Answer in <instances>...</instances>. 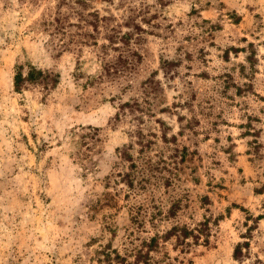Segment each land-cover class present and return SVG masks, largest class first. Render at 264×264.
Masks as SVG:
<instances>
[{
  "label": "rangeland",
  "instance_id": "rangeland-1",
  "mask_svg": "<svg viewBox=\"0 0 264 264\" xmlns=\"http://www.w3.org/2000/svg\"><path fill=\"white\" fill-rule=\"evenodd\" d=\"M91 3L98 31L49 25L56 0H0V264H105L106 244L127 253L206 220L208 245L170 241L153 263H264V0ZM29 62L57 84L18 92ZM133 100L146 112L121 109Z\"/></svg>",
  "mask_w": 264,
  "mask_h": 264
},
{
  "label": "trees",
  "instance_id": "trees-1",
  "mask_svg": "<svg viewBox=\"0 0 264 264\" xmlns=\"http://www.w3.org/2000/svg\"><path fill=\"white\" fill-rule=\"evenodd\" d=\"M92 0H56V4L54 8H56L57 16L54 17V21H50L49 25H53V27L58 30H64L66 24L70 22V18L72 16H77L80 21H85L92 25L95 30H99V21L107 18L105 16H101L100 10L95 9L91 3ZM90 8H93L91 10ZM102 17V18H101ZM89 18H95V20H89ZM128 21V20H127ZM71 24V23H70ZM134 25V27L138 30H144L141 24L133 22H127V25ZM72 25V24H71ZM111 34H108L107 39L110 42H117L116 40L120 39L124 43L129 44L130 39L133 37V32H125L121 37H119L118 30L112 29ZM97 43V42H96ZM104 46H107L104 44ZM178 61L164 59L163 66L165 73L169 72L174 66H178ZM116 66L109 68V70L117 69ZM58 75L54 72L43 70L42 68H38L37 66L29 63H18L16 67V72L14 76V86L18 92H23L24 90H28L31 87H41L42 89L49 90L53 88L58 82ZM147 84L158 83L160 81H154L148 79L145 81ZM121 109L124 111L129 109L132 112L136 110H141L142 112H146L143 106L139 103L138 100L127 101L121 104ZM139 119H141L139 117ZM166 135V134H165ZM138 141L136 143L143 144L144 143V132L140 127L137 131ZM133 140V139H132ZM134 142L131 141L129 144H124L123 147L119 148L120 155L123 160L128 161L130 166L135 170L137 165L135 164L134 155L131 152V148H133ZM130 172H127L125 176L126 183L129 186H134V180L132 178ZM180 208V203H175L172 208L166 213L165 216L175 217L177 215V211ZM154 226H156L155 217H152L151 221ZM201 228H191L185 224H173L166 231L161 232L157 230L156 233L147 238L143 239L139 246H135L132 250L127 253H123L117 248H113L111 245H105L98 251V261L105 264H154V254L160 252V249L166 245V243L170 241H174V247L177 248L180 245H200L205 244L208 245L210 243L211 237V228L209 226L208 220L201 223ZM247 243H239L235 247L234 255L237 259H241L243 254L244 247H247ZM133 258V260H131ZM264 264V263H262Z\"/></svg>",
  "mask_w": 264,
  "mask_h": 264
}]
</instances>
